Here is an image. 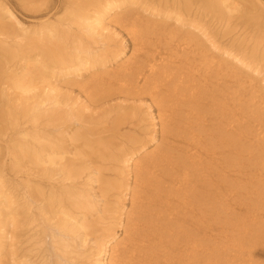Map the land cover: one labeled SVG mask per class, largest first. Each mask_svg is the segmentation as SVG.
Segmentation results:
<instances>
[{"label":"bare ground","instance_id":"1","mask_svg":"<svg viewBox=\"0 0 264 264\" xmlns=\"http://www.w3.org/2000/svg\"><path fill=\"white\" fill-rule=\"evenodd\" d=\"M49 3L0 0V264H264V0Z\"/></svg>","mask_w":264,"mask_h":264},{"label":"rangeland","instance_id":"2","mask_svg":"<svg viewBox=\"0 0 264 264\" xmlns=\"http://www.w3.org/2000/svg\"><path fill=\"white\" fill-rule=\"evenodd\" d=\"M65 2H67V0H50V3L48 4V5H46V7H47V10H50V9H53V12H55L57 9H59V8H62L63 7V4L65 3ZM47 10H45L44 12H41L40 14H38L37 15V17H38V19H37V21L38 20H40V19H45L47 16L46 15H50L51 13H49V14H46V13H48L47 12ZM138 10H139V8H138ZM56 15H59V12H57L56 13ZM36 17V15H30V14H26V13H24V14H20L19 15V18L22 20V21H24V22H27V23H29V22H31L32 20H33V18H35ZM118 31H120V35H119V38L120 39H117V37H116V39H114V42H113V49H115V50H119V49H121L120 48V46H119V44L118 43H123L124 44V42H126L125 43V45H124V48H125V51H124V53H122L121 54V52H122V50H119L120 51V53H119V55L121 54L122 56L121 57H116L115 59H112V61L111 62H109L106 66H107V68H109V70L111 69V67H113V66H117V65H119V64H121L123 61H124V58L126 57V55H125V53L127 54V57H129L130 55H131V52H132V45H131V43H130V41H129V39H127V37H126V35L122 32V30H119L118 29ZM214 31H216L215 29H214ZM224 31V30H223ZM217 32V31H216ZM218 34V33H217ZM219 38V37H218ZM228 40H229V38H227V40L226 39H223V40H220V42L223 44V45H225V44H227L228 43ZM122 41V42H121ZM129 43H130V46H129ZM118 44V45H117ZM125 55V56H124ZM48 68V66H46L45 68H44V71H48L47 72V74L48 75H50V73H49V69H47ZM99 68V67H98ZM96 68L95 70H97V73H98V71H99V69H101V68ZM107 68H105V69H103V71L105 70V72H106V69ZM94 70V71H95ZM94 71H92V72H94ZM89 73L87 74H85V77L87 78V77H89ZM93 75V74H92ZM96 77H98V75L96 76ZM56 78V77H55ZM58 79L59 78H57L56 79V81H58ZM73 78H71V79H69L70 80V82H71V80H72ZM54 80V79H53ZM69 82V83H70ZM69 83H64V85L65 84H67L64 88H67V86L69 85ZM63 85V84H62ZM69 90H66V89H64V92L66 93V97H70V96H75V94H77L78 93V87L76 86V85H74V87L71 89V88H68ZM70 95V96H69ZM90 108L91 109H93L92 108V106L90 105ZM143 108H145V107H143ZM95 111H98V110H95ZM16 113H17V116L21 119L22 117H23V114L22 113H19V111H16ZM90 113L91 112H86V117H88V118H90ZM138 124V123H137ZM146 126H147V124L146 123H140V127H141V129H145L146 128ZM3 129H5V128H3V125H0V130H3ZM152 149V147H149V150H151ZM20 166H22L23 168H25L26 170L27 169H29L30 168V166H28V163L26 164L25 163V161L24 162H22L21 163V165ZM34 169V168H33ZM32 169V170H33ZM12 172V171H11ZM8 174H10V170L8 171ZM18 175H20V176H22V174L21 173H19ZM10 177H8V179H9ZM40 192H42V191H40V189L36 192V198L38 199V200H40V198H41V196H38V194L40 193ZM126 204L129 206V201H127L126 202ZM115 230V229H114ZM119 234H121V231H119L118 232V235ZM121 238H122V236H121ZM121 238H119V239H121ZM48 242H49V238H48ZM51 247L49 246V249H50ZM55 259V258H54Z\"/></svg>","mask_w":264,"mask_h":264}]
</instances>
